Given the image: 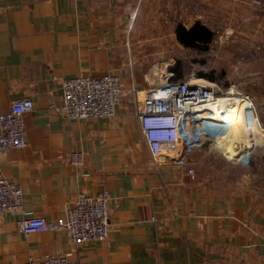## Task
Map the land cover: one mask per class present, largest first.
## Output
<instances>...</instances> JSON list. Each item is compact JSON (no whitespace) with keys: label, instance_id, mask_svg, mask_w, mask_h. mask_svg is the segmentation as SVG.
Returning <instances> with one entry per match:
<instances>
[{"label":"crops","instance_id":"1","mask_svg":"<svg viewBox=\"0 0 264 264\" xmlns=\"http://www.w3.org/2000/svg\"><path fill=\"white\" fill-rule=\"evenodd\" d=\"M0 7V112L21 96L35 106L24 113L27 144L8 149L0 171L23 186V206L48 221L63 217L80 191L111 195L108 237L80 248L63 228L26 234L16 223L20 210L1 213L0 264L71 249L77 264H264V142L251 157L255 178L249 167L233 178L239 162L208 144L153 162L136 115L150 86L172 71L151 61L178 40L179 23L200 21L215 35L224 15L225 37L264 41V0H0ZM108 72L120 75L123 89L114 115L71 119L49 109L62 98V78ZM74 149L84 151L83 164L71 163Z\"/></svg>","mask_w":264,"mask_h":264},{"label":"built area","instance_id":"2","mask_svg":"<svg viewBox=\"0 0 264 264\" xmlns=\"http://www.w3.org/2000/svg\"><path fill=\"white\" fill-rule=\"evenodd\" d=\"M1 8V7H0ZM2 22L0 16V31ZM121 77L108 72L102 75L82 73L61 80L60 101H51L49 109L71 119L110 117L115 114L122 100ZM35 109L29 96L14 99L8 110L0 112V157L11 148L27 144L24 113ZM247 111L250 121L260 119L258 105L252 94L230 82L223 88L191 78H178L175 71L150 86L143 97L141 109L136 110L141 130L152 155L153 162L164 156H177L189 143L211 145L226 157L228 143H234L233 130L240 114ZM261 120V119H260ZM258 133H261L259 130ZM231 159V158H230ZM82 149L70 152V161L83 164ZM194 176L195 168L188 167ZM88 175V171L82 172ZM110 191L104 188L97 193L80 191L67 207L65 215L57 221H48L23 206L24 189L15 180L0 171V214L20 210L18 229L29 234L49 228L65 229L74 247H82L94 239L109 235ZM17 264H77L73 251H58L46 257H29Z\"/></svg>","mask_w":264,"mask_h":264},{"label":"rangeland","instance_id":"3","mask_svg":"<svg viewBox=\"0 0 264 264\" xmlns=\"http://www.w3.org/2000/svg\"><path fill=\"white\" fill-rule=\"evenodd\" d=\"M228 24H225L224 15H222L215 23L217 32L215 35L213 32L208 45L188 47L176 39L166 43L167 53L151 62L158 66L161 65L164 69L169 67L175 71V76L178 78L192 77L201 81L205 80L203 82L216 84L219 88L235 82L241 89L252 94L260 109V114L264 116V41L257 40L256 37L248 40L252 36L247 35L241 37L242 39L236 38V40L232 35L225 37V27ZM251 26L249 27L251 32L257 31L256 25L251 24ZM239 27L247 30L246 26ZM260 119L264 122V118L260 116ZM256 127L261 128V125ZM232 132L234 133V130ZM204 144L211 145L209 141ZM263 148L264 145L258 151ZM262 163H264V158ZM250 164L241 166L239 163L237 171L230 174L233 178L240 177L246 167H249L247 169L250 171V176L257 177L256 174L259 172L250 170ZM239 189H241L239 185L233 186V190Z\"/></svg>","mask_w":264,"mask_h":264},{"label":"bare ground","instance_id":"4","mask_svg":"<svg viewBox=\"0 0 264 264\" xmlns=\"http://www.w3.org/2000/svg\"><path fill=\"white\" fill-rule=\"evenodd\" d=\"M169 73H164V77ZM255 125H261V128ZM259 130L261 133H258ZM233 137L235 141L234 143H228L227 155L234 161L248 165L258 143L264 141V122L260 119L250 121L247 116V111L244 110L240 114V119L235 124Z\"/></svg>","mask_w":264,"mask_h":264},{"label":"trees","instance_id":"5","mask_svg":"<svg viewBox=\"0 0 264 264\" xmlns=\"http://www.w3.org/2000/svg\"><path fill=\"white\" fill-rule=\"evenodd\" d=\"M178 40L188 47H199L208 45L212 38L213 31L200 21H196L191 27L187 28L182 23L176 27Z\"/></svg>","mask_w":264,"mask_h":264}]
</instances>
